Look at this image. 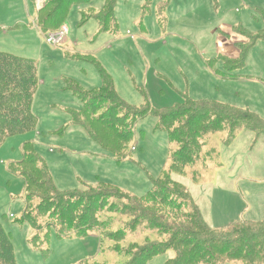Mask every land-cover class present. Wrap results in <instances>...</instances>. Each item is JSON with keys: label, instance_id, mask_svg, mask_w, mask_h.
Wrapping results in <instances>:
<instances>
[{"label": "rangeland", "instance_id": "obj_1", "mask_svg": "<svg viewBox=\"0 0 264 264\" xmlns=\"http://www.w3.org/2000/svg\"><path fill=\"white\" fill-rule=\"evenodd\" d=\"M57 1L51 7H57ZM46 2L0 0V51L32 59L39 80L31 113L36 126L0 145V225L16 264H129L138 248L162 240L157 231L144 232L147 222L118 244L129 254L118 252L108 236L124 228L127 217L105 212L100 219L112 220L109 227L83 236L63 237L51 214L33 225L25 215L26 184L13 165L24 158V146L31 143L59 191L103 182L142 197L152 189V179L170 169L171 153L177 149L167 133L157 129L155 112L190 98L248 111L264 120V0H118L105 32L93 14L106 0L68 7L64 19L55 24L48 12L41 19L55 31L42 30L38 13ZM62 2L58 12L76 1ZM61 20L69 34L63 42L48 44L47 37L61 29ZM96 62L112 77L127 105L150 111L136 120L129 145L115 144L125 157L121 160L74 123L73 113L84 111V103L72 85L85 91L100 88ZM86 122L93 128L91 120ZM99 136L106 142L104 132ZM227 138L222 131L205 135L202 158L186 176L172 175L214 230L233 222L264 220V134L257 137L241 129L231 143ZM38 204L34 200L31 208ZM174 257L170 249L148 264H165Z\"/></svg>", "mask_w": 264, "mask_h": 264}, {"label": "trees", "instance_id": "obj_2", "mask_svg": "<svg viewBox=\"0 0 264 264\" xmlns=\"http://www.w3.org/2000/svg\"><path fill=\"white\" fill-rule=\"evenodd\" d=\"M75 1L62 5L58 12L62 0L57 1V7H51L56 4L54 0H47L38 13L42 30L55 31L45 23L47 19H41L48 12L49 20L56 22L64 19L68 7L88 6L94 0ZM117 1L106 0L103 9L93 14L99 20L102 32L107 31V23L114 15ZM59 24L60 27L64 25L63 20ZM96 64L102 80L100 88L85 91L77 84L72 85V91L84 103V111L73 113L74 123L83 126L101 149L121 160L125 157L115 149V144L129 145L134 138L136 120L146 118L150 111L127 105L118 95L112 77L98 62ZM38 85L37 67L32 59L0 51V145L6 138L23 134L36 126L31 113ZM91 109L93 111L89 112ZM154 115L158 119L157 129L165 131L177 149L171 153L170 169L153 178L152 189L142 197L132 196L103 182L86 185L83 190L59 191L47 164L33 150L31 143L25 144L24 158L14 164L12 170L26 184V219L35 225L37 220L54 215L59 232L66 237L71 233L83 236L97 228L109 227L112 220L104 222L100 219L105 212L111 216L127 217L129 220L124 223V228L108 235L118 252L124 251L118 244L128 232H138L141 224L147 222L148 225L142 227L144 232L149 228L157 231L162 240L148 242L138 248L132 257L130 255L132 260L129 264H148L170 249L175 251V257L165 264H264V220L233 222L223 229L214 230L202 218L186 187L172 177L173 174L186 176V170L202 158L205 135L222 131L230 142L236 131L246 129L258 137L264 134V120L248 111L190 98ZM87 120H91L93 128L88 126ZM102 132L106 134V142L99 136ZM34 200L39 201L35 209L31 208ZM124 252L129 254L130 250ZM12 253V245L0 225V264H16Z\"/></svg>", "mask_w": 264, "mask_h": 264}, {"label": "built area", "instance_id": "obj_3", "mask_svg": "<svg viewBox=\"0 0 264 264\" xmlns=\"http://www.w3.org/2000/svg\"><path fill=\"white\" fill-rule=\"evenodd\" d=\"M69 34V29L67 25H62L58 33L51 34L47 37L48 44H58L63 42L65 37Z\"/></svg>", "mask_w": 264, "mask_h": 264}, {"label": "crops", "instance_id": "obj_4", "mask_svg": "<svg viewBox=\"0 0 264 264\" xmlns=\"http://www.w3.org/2000/svg\"><path fill=\"white\" fill-rule=\"evenodd\" d=\"M40 2V0H37V5H38V3ZM39 9V8H38ZM40 11V10H39Z\"/></svg>", "mask_w": 264, "mask_h": 264}]
</instances>
